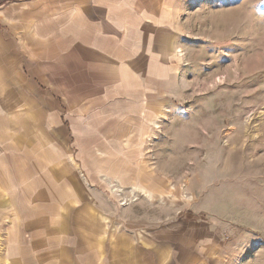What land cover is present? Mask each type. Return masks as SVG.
<instances>
[{"label":"crops","instance_id":"0c3cea01","mask_svg":"<svg viewBox=\"0 0 264 264\" xmlns=\"http://www.w3.org/2000/svg\"><path fill=\"white\" fill-rule=\"evenodd\" d=\"M4 1L0 264H151V249L164 263L175 249L151 247V214L113 219L101 180L151 179L156 128L180 95L186 1Z\"/></svg>","mask_w":264,"mask_h":264},{"label":"rangeland","instance_id":"374dc122","mask_svg":"<svg viewBox=\"0 0 264 264\" xmlns=\"http://www.w3.org/2000/svg\"><path fill=\"white\" fill-rule=\"evenodd\" d=\"M182 1L180 95L156 128L151 179L103 178L108 212L151 214V247L175 249L164 263L151 249V264H264V0Z\"/></svg>","mask_w":264,"mask_h":264},{"label":"built area","instance_id":"2783aa9c","mask_svg":"<svg viewBox=\"0 0 264 264\" xmlns=\"http://www.w3.org/2000/svg\"><path fill=\"white\" fill-rule=\"evenodd\" d=\"M124 191L123 189L121 190V192ZM130 195L134 194L135 195V192H133L132 190L130 191Z\"/></svg>","mask_w":264,"mask_h":264},{"label":"trees","instance_id":"16d2710c","mask_svg":"<svg viewBox=\"0 0 264 264\" xmlns=\"http://www.w3.org/2000/svg\"><path fill=\"white\" fill-rule=\"evenodd\" d=\"M6 1H12V0H5L4 2H6Z\"/></svg>","mask_w":264,"mask_h":264},{"label":"bare ground","instance_id":"6f19581e","mask_svg":"<svg viewBox=\"0 0 264 264\" xmlns=\"http://www.w3.org/2000/svg\"><path fill=\"white\" fill-rule=\"evenodd\" d=\"M233 129H234V127H233Z\"/></svg>","mask_w":264,"mask_h":264}]
</instances>
